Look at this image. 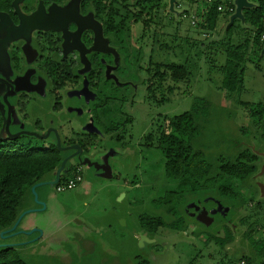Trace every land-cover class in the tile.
Masks as SVG:
<instances>
[{"label":"rangeland","instance_id":"rangeland-1","mask_svg":"<svg viewBox=\"0 0 264 264\" xmlns=\"http://www.w3.org/2000/svg\"><path fill=\"white\" fill-rule=\"evenodd\" d=\"M191 1L175 0L173 10H169L168 0H162L156 21L147 27L133 21L137 9L131 3L128 9L118 8L114 24L120 23L121 29L114 40L116 66L112 78L100 76L101 91L96 100L104 105L99 108V124L114 126L111 132L104 133L99 124L97 127L90 121L86 111L79 112L88 107L85 98L67 92H58L63 94L61 112L54 111L52 98L43 107L38 106L39 110L32 109V105L25 109L30 121L39 118L42 128L61 124L63 128L57 131L60 139L68 135L69 140H75L80 126L82 133L95 132L98 139H85L87 153L108 159L112 174L107 178L94 175L96 170L91 168L95 183L87 186L89 178L85 173L89 166L73 158L68 165L82 166V184L63 191H57L52 184L45 185L46 208L24 215L19 227L25 230L11 235L1 234L0 230V246L19 245L15 250L25 264H136L138 259L149 264L263 261L258 250L264 246V122L257 126L240 103H264V40L261 35L260 44H254V28L239 18H235L239 28L230 32V39L226 32L229 18L224 17L213 30L198 28L191 23ZM248 2L249 7L256 4V0ZM246 40L245 87L241 93H230L220 86V67L227 58L228 45H244ZM157 63L184 64L187 79L174 82L167 77L159 82L155 78L153 91H149L150 76ZM162 97L167 101L162 102ZM197 98L206 99L209 110L207 117L197 118L199 133L190 144L204 152L211 172L218 169L221 158L234 159L242 151L257 155V169L238 185L240 197L234 204L218 199L212 192L202 197L189 193L181 209L186 217L185 228L161 226L148 236L140 228L138 215L150 214L169 222L172 217L155 203L179 184L165 176V158L160 148L145 138L162 127L164 118L190 110ZM12 114L11 130H39L16 117L14 108ZM68 126L73 132L68 131ZM34 143L40 146L42 142ZM83 155L90 157L86 152ZM26 199L27 207L36 203L34 195L31 198L28 194ZM226 231L230 239L223 247L207 240L209 234L223 237ZM140 233L150 240L141 244Z\"/></svg>","mask_w":264,"mask_h":264},{"label":"trees","instance_id":"trees-1","mask_svg":"<svg viewBox=\"0 0 264 264\" xmlns=\"http://www.w3.org/2000/svg\"><path fill=\"white\" fill-rule=\"evenodd\" d=\"M112 2L115 5V15L118 14L119 7L128 9L129 3H131L132 6L137 9L134 13L133 21L141 22L143 27H147L148 24L156 21L157 12H159L163 6L162 0H113ZM10 6L11 0H0V10L8 9ZM263 8L264 0H256L255 6L242 9V21L254 28V44H260V37L262 33H264V25L261 20ZM223 14L225 18L228 19L229 15L227 13L216 11V6L212 5L204 21L198 23L197 27L200 29L213 30L218 24L219 16ZM143 16H145V18H143ZM236 28L239 27H237L236 19H233L226 29L229 39L231 38L230 32ZM120 29V23L114 24L115 34H117ZM245 42L244 45L229 44L227 58L220 67L222 72L220 86L230 93H241L245 87V69L243 64L246 59L245 51L249 45V41L246 40ZM261 48L262 45L260 46V49ZM148 71L149 74L150 70ZM187 76L188 71L184 64L157 63L150 76L147 89L152 92L157 79L159 82H162L168 77L172 81L178 82L187 79ZM152 77L157 79L154 80ZM168 90L171 92V87H169ZM161 101L166 102L167 99L162 97ZM0 103H2L1 100ZM240 104L247 111L248 115L254 119L257 126L264 122V103L252 104L250 102H241ZM91 106L94 119L96 123L99 124L101 122L99 108L104 106L103 102L100 101ZM58 108L59 106L57 105L56 109ZM23 110L24 108L22 107L18 110L15 109V116L19 117V114H22ZM208 110V101L204 98H197L190 110L179 115L164 118L162 127L160 129L157 128L145 138L146 142L149 144L156 143L155 145L160 148L165 158V176L171 180L177 181L179 184V187L167 191L164 196L159 198L155 203L157 207L163 206L166 213L172 217L169 222H166L161 217L152 216L150 214L143 213L138 215L137 220L140 228L143 229L144 233L147 235L154 233L157 228L161 226H167L173 229H184L186 217L181 213V209L186 205V195L189 193L191 195L200 194V196L197 197H202L212 192L217 195L218 199L219 197L225 198L228 200V204H234L240 197L238 185L244 182L257 169V165L255 164L258 159L257 155L249 151H242L234 159L221 158L218 169L215 172H211V163L206 159L204 152L199 149H194L190 144V140L195 138L199 133L197 118L200 115L207 117ZM5 117L6 106L0 104L1 231L9 230L16 222L19 215L27 210L25 200L28 194L31 198L33 197L31 187L35 183L44 180L47 174H54L63 158L74 151V149L66 151L61 150L56 144L55 135H48L47 138H38L28 134L9 137L3 130ZM96 123L95 125L98 127ZM35 126L38 127L39 130H34L32 128L30 131L39 134L45 133L46 130H42L40 122H37ZM100 126L104 133L111 132L114 127L105 125ZM18 130L19 129L13 131L10 129L11 132ZM2 132H4V136H1ZM155 133L158 134V137ZM91 135L92 140L97 138L96 133H92ZM38 140L42 142L40 146L34 143ZM70 144H78L82 148L83 153L87 151L86 144L81 142V140H69L68 138L60 139L61 146H68ZM68 163L69 161L65 164V173L61 174L60 180H64L66 176L71 175L72 168ZM22 204L26 207L22 208ZM185 213L187 214L188 211H185ZM20 221L13 230H9L7 233H4V235L19 231ZM229 239L230 234L228 231L225 232L223 237L214 236L212 234L207 235V240L215 241L220 247H223L225 242ZM16 246L19 245L11 244L0 246V264H25L18 256L15 250ZM258 253L264 258V246L258 250ZM138 260L136 264H149L141 259ZM260 264H264V259Z\"/></svg>","mask_w":264,"mask_h":264},{"label":"flooded vegetation","instance_id":"flooded-vegetation-1","mask_svg":"<svg viewBox=\"0 0 264 264\" xmlns=\"http://www.w3.org/2000/svg\"><path fill=\"white\" fill-rule=\"evenodd\" d=\"M13 1L0 10V104L6 106L7 93L12 108H24L19 117L35 126L41 121H30L25 109L39 110L52 98L54 111L61 112L67 92L85 98L88 107L79 112L96 123L91 105L100 97V76L112 78L116 66L113 0H19L18 11ZM56 125L42 130L63 128ZM80 128L75 140L85 143L92 133Z\"/></svg>","mask_w":264,"mask_h":264},{"label":"water","instance_id":"water-1","mask_svg":"<svg viewBox=\"0 0 264 264\" xmlns=\"http://www.w3.org/2000/svg\"><path fill=\"white\" fill-rule=\"evenodd\" d=\"M18 1L19 0H14L13 1V4L14 6L16 7L17 11H18ZM174 2L175 0H168V4H169V10H173V5H174ZM234 3H235V11L233 14H231L229 16V19L231 22L233 19L235 18H239V19H243V14H242V9L243 8H248L250 6V3L248 2V0H234ZM75 18V17H74ZM76 19V18H75ZM53 27H55L56 25H52ZM264 49V47H263ZM3 99L5 100L6 102V117H5V120H4V127H3V130L4 132L9 136V137H15V136H19L20 134H28V135H33V136H36L38 138H47L50 131H53L54 134H55V137H56V144L57 146L61 149V150H71V149H74L73 152L67 154L63 160L61 161L59 167L56 169L55 173H54V178L50 181H39L37 183H35L32 187H31V191L34 195V198H35V201L36 203L40 204L42 207L41 208H32V209H27L25 211H23L19 217L17 218L16 222L13 224V226L9 229L10 231L13 230L18 222L21 220V218L23 217V215H25L26 213L28 212H35V211H38V210H41V209H44L45 208V204L41 201H39L37 199V193L35 191V188L39 185H43V184H52V185H55L59 179H60V176L62 173H65L64 171V168H65V164L67 161L75 158V159H79L80 160V163L81 164H87L88 166H91V165H96V163H92V161L90 160L89 157L87 156H82L83 155V152H82V148L78 145V144H72V145H69V146H61L60 145V138L57 134V129L53 128V127H49L44 134H39L37 132H34V131H28V130H22L20 129L19 131H15V132H11L10 129H9V125L11 123V116H12V106L11 104L8 102L7 100V93L3 95ZM91 126V124H90ZM93 130L96 131V128H92ZM100 166L101 168H103V170L105 171L104 174H106L108 177L111 176V172H110V167L109 165H98ZM261 191L263 192L264 191V188L262 187L261 188ZM9 230H4L2 231L1 234H4V233H7ZM34 229H32L31 231H33ZM31 231H24L25 233H31ZM17 232H20V231H17ZM16 232H12L10 233L9 235L11 234H15ZM146 240H150L145 234H142L140 233V238H139V242L141 244H143Z\"/></svg>","mask_w":264,"mask_h":264},{"label":"built area","instance_id":"built-area-1","mask_svg":"<svg viewBox=\"0 0 264 264\" xmlns=\"http://www.w3.org/2000/svg\"><path fill=\"white\" fill-rule=\"evenodd\" d=\"M185 1V0H182ZM190 3V1H188ZM192 3V1H191ZM194 3V4H193ZM192 13L190 15L191 23L196 25L206 18V14L212 5L216 6V11L220 13H227L229 16L235 11L234 0H193ZM181 4L178 3V6ZM262 23L264 25V8L262 11ZM264 40V33L262 34ZM83 181V169L80 164L72 167L71 175L66 176L64 180H60L54 185L57 191L72 189Z\"/></svg>","mask_w":264,"mask_h":264},{"label":"crops","instance_id":"crops-1","mask_svg":"<svg viewBox=\"0 0 264 264\" xmlns=\"http://www.w3.org/2000/svg\"><path fill=\"white\" fill-rule=\"evenodd\" d=\"M224 17H225V15L223 14V15H220L219 16V19H218V23H219V21H222V20H224ZM228 18H229V16H228ZM238 28H236L235 30H237ZM69 136L67 135V138H68ZM96 139H98V137L96 138ZM93 145V144H92ZM91 146H89L88 148H90ZM86 154L87 155H89L90 157V160L92 161V163H96L97 164V166L96 165H91V166H89L88 167V169H87V171H88V173H85L86 175H88V183H86L87 184V186H91L93 183H95V182H93L94 180H93V176L91 175V171H90V169L91 168H93L94 170H96V171H94V175H98V176H103V177H108L106 174H104L105 173V171L103 170V168H101L100 166H98V165H109V160L108 159H106L105 157H102L101 155H97L96 157H91V154L90 153H87L86 152ZM82 156H84V155H82ZM107 160H108V162H107ZM76 165V164H75ZM74 166V164L73 163H71V168ZM110 166V165H109ZM111 167V166H110ZM110 172H111V168H110ZM46 178L44 179V180H42V181H50V180H52L53 178H54V174H52V173H50V174H47L46 176H45ZM110 177H112V174H111V176ZM82 182H84V181H82ZM82 184V183H81ZM45 185H47V184H43V185H39V186H37L36 188H35V191H36V193H37V199L39 200V201H41V202H43L44 204H46V195H48V192H47V189H48V186H45ZM80 185V184H79ZM79 185H77L76 187H78ZM118 192H121L120 190L118 191ZM118 192L116 193L117 195H118ZM116 195V196H117ZM125 193H122V197H125ZM119 199H121V197H119ZM27 200V199H26ZM26 200H25V202H26ZM34 203V202H33ZM30 205V204H29ZM41 208L42 206L40 205V204H36V203H34V205L33 206H28L27 208ZM31 208V209H32ZM45 208H46V206H45ZM24 217V216H23ZM23 217H22V219H23ZM21 219V220H22ZM21 222V221H20ZM20 224V223H19ZM19 229H23V230H25V228H20L19 227ZM29 228H27V230H28ZM147 235V234H146ZM149 236V235H148Z\"/></svg>","mask_w":264,"mask_h":264}]
</instances>
